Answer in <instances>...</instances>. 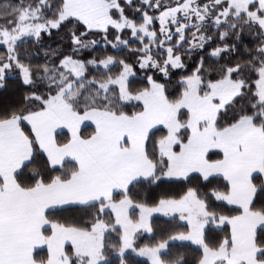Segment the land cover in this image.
I'll list each match as a JSON object with an SVG mask.
<instances>
[{
  "label": "snow or ice",
  "instance_id": "6c2138e0",
  "mask_svg": "<svg viewBox=\"0 0 264 264\" xmlns=\"http://www.w3.org/2000/svg\"><path fill=\"white\" fill-rule=\"evenodd\" d=\"M0 264H264V0H0Z\"/></svg>",
  "mask_w": 264,
  "mask_h": 264
}]
</instances>
